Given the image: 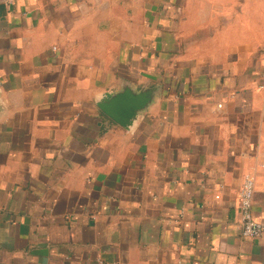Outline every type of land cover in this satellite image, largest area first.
<instances>
[{"label": "crops", "instance_id": "0c3cea01", "mask_svg": "<svg viewBox=\"0 0 264 264\" xmlns=\"http://www.w3.org/2000/svg\"><path fill=\"white\" fill-rule=\"evenodd\" d=\"M246 175L264 223V0H0V264H264Z\"/></svg>", "mask_w": 264, "mask_h": 264}, {"label": "water", "instance_id": "95a60500", "mask_svg": "<svg viewBox=\"0 0 264 264\" xmlns=\"http://www.w3.org/2000/svg\"><path fill=\"white\" fill-rule=\"evenodd\" d=\"M157 93L158 89L155 87H145L137 91L127 82L116 92L104 93L97 104L116 123L124 128H130L139 116L148 110Z\"/></svg>", "mask_w": 264, "mask_h": 264}, {"label": "built area", "instance_id": "2783aa9c", "mask_svg": "<svg viewBox=\"0 0 264 264\" xmlns=\"http://www.w3.org/2000/svg\"><path fill=\"white\" fill-rule=\"evenodd\" d=\"M255 197V178L246 175L240 191V208L242 212L241 233L245 237L259 238L264 234V223L253 215V202Z\"/></svg>", "mask_w": 264, "mask_h": 264}]
</instances>
